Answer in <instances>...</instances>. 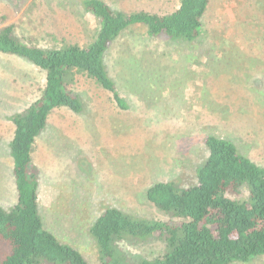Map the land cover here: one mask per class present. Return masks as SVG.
<instances>
[{
	"label": "rangeland",
	"instance_id": "374dc122",
	"mask_svg": "<svg viewBox=\"0 0 264 264\" xmlns=\"http://www.w3.org/2000/svg\"><path fill=\"white\" fill-rule=\"evenodd\" d=\"M84 0H0V28L21 43L49 48L86 45L98 28ZM124 13L165 15L180 0H102ZM105 64L128 102L119 111L92 80L77 76L79 114L51 113L36 139L33 164L43 225L60 242L100 264L88 229L107 207L168 220L145 198L157 182L195 183L206 157L203 139L231 141L264 167V0H211L201 36L184 43L150 38L134 27L110 45ZM44 72L25 58L0 53V206L16 202L9 143L11 117L40 95ZM244 200L247 192L229 195ZM133 261L160 255V241H124ZM244 264H264V256Z\"/></svg>",
	"mask_w": 264,
	"mask_h": 264
},
{
	"label": "trees",
	"instance_id": "16d2710c",
	"mask_svg": "<svg viewBox=\"0 0 264 264\" xmlns=\"http://www.w3.org/2000/svg\"><path fill=\"white\" fill-rule=\"evenodd\" d=\"M210 2L180 0L176 10L158 15L124 13L102 0H84L82 9L98 22L86 45L40 48L17 40L12 25L0 28V53L25 58L45 74L38 98L10 119L16 202L8 209L0 206V264H90L43 225L32 156L36 139L56 109L82 112V101L73 90L79 75L107 92L119 111L128 110L105 64L110 45L134 27H142L150 38L195 42ZM203 144L206 157L195 170L194 184L180 188L173 182H157L145 190L147 202L168 220L145 219L114 207L99 214L88 235L100 264H244L264 256V167L241 155L229 140L209 135ZM241 189L246 190V199L229 197ZM129 240L160 241L162 253L133 261L121 248Z\"/></svg>",
	"mask_w": 264,
	"mask_h": 264
}]
</instances>
